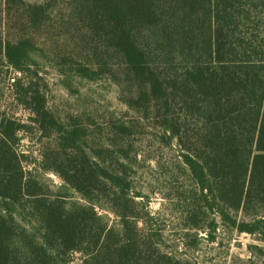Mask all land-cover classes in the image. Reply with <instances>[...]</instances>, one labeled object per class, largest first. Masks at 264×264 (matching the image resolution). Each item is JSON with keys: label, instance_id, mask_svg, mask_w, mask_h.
Instances as JSON below:
<instances>
[{"label": "trees", "instance_id": "trees-1", "mask_svg": "<svg viewBox=\"0 0 264 264\" xmlns=\"http://www.w3.org/2000/svg\"><path fill=\"white\" fill-rule=\"evenodd\" d=\"M246 1L1 0L0 66L26 76V85L13 84L15 100L39 132L56 133L42 165L83 202L50 197L23 170L15 149L21 126L0 111V264H70L73 252L80 264H192L137 227L144 221L135 213L127 152L110 163L101 156L109 149L90 156L80 130H65L46 108L33 82V53L43 50L31 37L61 27L71 45L67 54L56 53L59 72L68 68L92 81L108 73L119 87L127 84L126 101L151 107L177 148V166L192 182L176 201L191 238L184 246L195 251L200 233L208 243L224 231L245 233L261 242L248 251L264 262V26L243 34L252 18ZM253 1V11L264 13V0ZM58 16L65 26L56 25ZM97 207L117 225L109 226Z\"/></svg>", "mask_w": 264, "mask_h": 264}, {"label": "rangeland", "instance_id": "rangeland-1", "mask_svg": "<svg viewBox=\"0 0 264 264\" xmlns=\"http://www.w3.org/2000/svg\"><path fill=\"white\" fill-rule=\"evenodd\" d=\"M24 1L41 3L44 0ZM255 3L247 0L244 7L245 10L252 9L251 20L243 22L242 27L247 36L260 34L264 26V13L253 11ZM54 20L57 26H65L59 16ZM31 39L38 49L43 50V53H33V59L39 63L38 78L33 82L44 95L53 120L65 130L79 129L83 148L90 156H95L98 149L111 150V153H101L105 163L115 162L121 152H127L128 159L124 162L131 167L129 181L133 194L137 196L133 199L135 213L144 221L137 222L139 230L158 235L155 238L164 252L187 258L192 264H264L263 259L252 257L248 251V245L261 242L245 233L224 231L214 243L202 240L206 236L200 233L195 251L185 247L184 242L191 238L182 228L177 210L180 205H176V201L179 196L187 194L192 182L187 171L177 166L178 150L175 146L170 147L163 137L153 109L142 102L135 104L134 100L128 103L125 99L127 84L123 83L122 89L108 73L100 74L97 81L84 77L85 74L68 71V68L65 69L67 73L61 74V69L54 64L58 62L56 53L67 54L71 45L70 33H65L63 27L37 32ZM11 73L12 68L0 66V111L21 126L16 132L15 149L23 156V170L31 171L50 197H61L67 203H82L77 193L43 167L42 152L55 149L56 133L39 132L31 113L15 100L14 85L9 84ZM21 74L16 82L21 80L26 85V76L23 78ZM95 210L109 226L117 225L118 220L109 210L99 207ZM80 263V254L71 253L70 264Z\"/></svg>", "mask_w": 264, "mask_h": 264}, {"label": "built area", "instance_id": "built-area-1", "mask_svg": "<svg viewBox=\"0 0 264 264\" xmlns=\"http://www.w3.org/2000/svg\"><path fill=\"white\" fill-rule=\"evenodd\" d=\"M21 75L22 74H21L20 71L12 68V73H11V75L9 77V84L12 86L16 82V80H18L21 77Z\"/></svg>", "mask_w": 264, "mask_h": 264}]
</instances>
